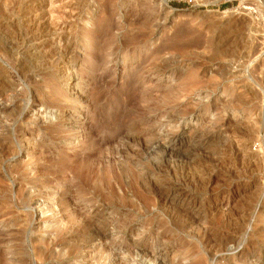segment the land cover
<instances>
[{
    "label": "rangeland",
    "instance_id": "obj_1",
    "mask_svg": "<svg viewBox=\"0 0 264 264\" xmlns=\"http://www.w3.org/2000/svg\"><path fill=\"white\" fill-rule=\"evenodd\" d=\"M0 264H264V0H0Z\"/></svg>",
    "mask_w": 264,
    "mask_h": 264
},
{
    "label": "bare ground",
    "instance_id": "obj_2",
    "mask_svg": "<svg viewBox=\"0 0 264 264\" xmlns=\"http://www.w3.org/2000/svg\"><path fill=\"white\" fill-rule=\"evenodd\" d=\"M53 2V1H52ZM50 2L52 5H51V7L53 6V4H55V2ZM57 5V4H56ZM54 7H56V6H54ZM52 9V8H51ZM53 10H54V8H53ZM53 13H55L54 11H52ZM52 15V14H51ZM54 16V15H53ZM57 17V16H56Z\"/></svg>",
    "mask_w": 264,
    "mask_h": 264
}]
</instances>
